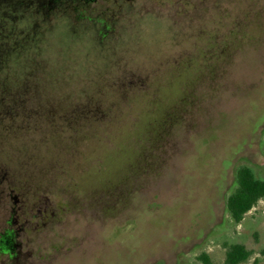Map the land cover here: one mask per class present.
Masks as SVG:
<instances>
[{
	"label": "rangeland",
	"instance_id": "obj_1",
	"mask_svg": "<svg viewBox=\"0 0 264 264\" xmlns=\"http://www.w3.org/2000/svg\"><path fill=\"white\" fill-rule=\"evenodd\" d=\"M62 1L0 0V264H264V0Z\"/></svg>",
	"mask_w": 264,
	"mask_h": 264
},
{
	"label": "trees",
	"instance_id": "obj_2",
	"mask_svg": "<svg viewBox=\"0 0 264 264\" xmlns=\"http://www.w3.org/2000/svg\"><path fill=\"white\" fill-rule=\"evenodd\" d=\"M235 184L233 192L225 198V207L233 222L239 224L258 201L264 200V179H258L248 166L241 165L235 171ZM224 249V259L219 264H242L253 254L239 243L225 244ZM2 251L7 250L2 248ZM196 260L201 264H216L205 253L197 256Z\"/></svg>",
	"mask_w": 264,
	"mask_h": 264
},
{
	"label": "flooded vegetation",
	"instance_id": "obj_3",
	"mask_svg": "<svg viewBox=\"0 0 264 264\" xmlns=\"http://www.w3.org/2000/svg\"><path fill=\"white\" fill-rule=\"evenodd\" d=\"M67 1H69V0H64L62 2L65 3ZM70 1H79V2H82V4H90V3L97 2L98 0H70ZM114 1L119 2L122 0H114ZM11 192L12 191H10V193ZM13 200H14V203L17 204V199L15 196H13ZM15 212H16V210L13 213H15ZM14 223H15L14 220H11V224H14ZM12 235H14V232L9 231V230L0 234V250H2V248H5L8 252L12 251V247H13Z\"/></svg>",
	"mask_w": 264,
	"mask_h": 264
}]
</instances>
